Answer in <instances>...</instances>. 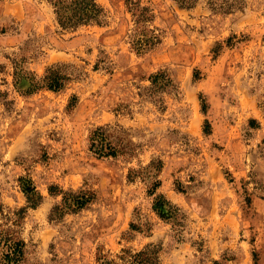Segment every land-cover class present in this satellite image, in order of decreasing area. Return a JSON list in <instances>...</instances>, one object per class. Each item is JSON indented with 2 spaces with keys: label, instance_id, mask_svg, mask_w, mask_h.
Masks as SVG:
<instances>
[{
  "label": "rangeland",
  "instance_id": "1",
  "mask_svg": "<svg viewBox=\"0 0 264 264\" xmlns=\"http://www.w3.org/2000/svg\"><path fill=\"white\" fill-rule=\"evenodd\" d=\"M97 1L104 24L64 31L47 0H0V203L6 215L28 208L22 264H98L100 248L115 257L150 243L163 246L162 264H264V0H141L163 37L142 56L127 0ZM55 65L73 76L64 90L16 87V66L42 78ZM160 72L165 89L151 79ZM100 127L126 154L91 151ZM153 161L175 221L154 209L143 179ZM22 178L43 197L36 208ZM80 190L94 202L55 211L61 191Z\"/></svg>",
  "mask_w": 264,
  "mask_h": 264
},
{
  "label": "trees",
  "instance_id": "2",
  "mask_svg": "<svg viewBox=\"0 0 264 264\" xmlns=\"http://www.w3.org/2000/svg\"><path fill=\"white\" fill-rule=\"evenodd\" d=\"M47 1L53 6L57 23L64 31H76L82 26L91 24L102 25L105 23V9L97 0ZM174 1L184 9H193L200 2V0ZM126 5L128 11L132 14L134 22V28L129 35L130 44L137 54L141 56L146 55L162 43V32L153 26L156 18L155 13L149 6H144L141 0H127ZM218 6L222 9H226V6L229 9H235L236 7L230 4V0H222V3L218 4ZM14 76L16 87L26 95L33 94L42 89L60 92L73 80L72 74L67 72L63 65L50 67L42 78H38L35 73L23 67L16 66ZM151 79L156 88L161 87L165 89L173 83L167 72L152 75ZM205 110L206 106L204 105ZM251 126L258 128L260 127V123L253 119L251 120ZM90 149L99 158H115L126 154L120 144L111 140L105 127L92 131ZM162 168V161H159V165L157 166H155V162L153 161L147 167V170H151L147 176H143L144 180L150 179L152 195H157V190L162 184L158 180ZM141 174V171L131 170L130 180H136L138 177H141ZM21 182L30 207L36 208L42 202L43 197L37 192L32 180L22 178ZM54 189L55 187L52 188V191ZM60 194L64 195L63 202L62 205L56 207L55 211H59L61 216L87 208L96 198L95 193L87 190H80L78 192L61 191ZM154 209L162 219L175 221L181 216V209L163 194L157 195ZM27 211L28 208H23L15 211L13 215H6L4 214V205L0 203V264H22L25 261L27 243L21 238L19 228L22 226ZM144 226L135 223L131 225L133 231L151 232L152 228L150 226L147 228H144ZM162 252L163 246L156 243H150L139 251L131 248L123 249L115 257L100 248L97 262L98 264H162Z\"/></svg>",
  "mask_w": 264,
  "mask_h": 264
}]
</instances>
